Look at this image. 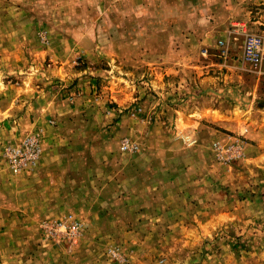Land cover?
Returning a JSON list of instances; mask_svg holds the SVG:
<instances>
[{"label":"rangeland","instance_id":"rangeland-1","mask_svg":"<svg viewBox=\"0 0 264 264\" xmlns=\"http://www.w3.org/2000/svg\"><path fill=\"white\" fill-rule=\"evenodd\" d=\"M236 23L263 31L264 0H0V264H264V73ZM22 87L85 118L55 178ZM64 222L77 242L47 230Z\"/></svg>","mask_w":264,"mask_h":264},{"label":"crops","instance_id":"crops-1","mask_svg":"<svg viewBox=\"0 0 264 264\" xmlns=\"http://www.w3.org/2000/svg\"><path fill=\"white\" fill-rule=\"evenodd\" d=\"M238 24L239 27L237 26L236 28L237 33H240L241 29H246L244 23ZM241 25L243 26L242 28ZM239 36H242V34H239ZM259 72L264 73V62L262 63ZM9 91L11 94H14V91L12 92L11 89H9ZM18 92L19 93L14 97L19 101L14 103V107L16 108L14 112L18 117L16 121H18L21 128L25 126V128L30 127L31 129L33 125L36 127L37 125L42 124L43 133L45 135L44 137L47 141L36 168V173H40V175H53L55 178V175H58L60 169L65 167L67 163H69V165L77 163L79 155L76 153H78L79 145L67 141H69L70 137L74 136L73 132L77 131L79 128L81 123L79 121H84L85 118H83L82 114L77 112L59 111V109H62L61 107H64L66 102L58 101V95H56L57 92L49 90L46 92L44 90L39 91L34 88L31 89V91H27L25 87H22L21 91ZM6 99L7 97L4 96V100ZM43 105H46V114L49 118H53L54 124H49V122H47L48 124H46V122L38 123V121L42 119L41 116H45L38 112L39 108ZM66 132L69 134L67 135ZM84 148H86V146H84L83 149ZM88 150L95 151L93 146H89Z\"/></svg>","mask_w":264,"mask_h":264},{"label":"built area","instance_id":"built-area-1","mask_svg":"<svg viewBox=\"0 0 264 264\" xmlns=\"http://www.w3.org/2000/svg\"><path fill=\"white\" fill-rule=\"evenodd\" d=\"M239 27L236 23L235 27ZM243 26L241 25V28ZM239 33V32H238ZM242 41V59L251 69L259 71L264 62V30L248 31L241 29ZM220 45L224 46L225 41L220 40ZM223 54L226 51L222 52ZM122 149H127L128 144H123ZM41 152L40 140L37 135H31L21 143L10 146L6 149V158L11 171L15 174L32 171L35 169ZM67 222V221H66ZM59 223L58 225H48L47 230L51 231L57 228L60 231L68 232L72 242H77V229L71 223Z\"/></svg>","mask_w":264,"mask_h":264}]
</instances>
